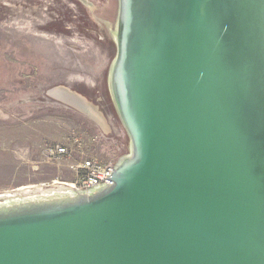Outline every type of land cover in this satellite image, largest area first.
I'll use <instances>...</instances> for the list:
<instances>
[{"label": "water", "instance_id": "1", "mask_svg": "<svg viewBox=\"0 0 264 264\" xmlns=\"http://www.w3.org/2000/svg\"><path fill=\"white\" fill-rule=\"evenodd\" d=\"M117 16L91 87L47 93L123 142L117 160L92 187L0 194V264H264V0H119Z\"/></svg>", "mask_w": 264, "mask_h": 264}, {"label": "rangeland", "instance_id": "2", "mask_svg": "<svg viewBox=\"0 0 264 264\" xmlns=\"http://www.w3.org/2000/svg\"><path fill=\"white\" fill-rule=\"evenodd\" d=\"M73 3L0 0V194L71 181L83 156L116 162L124 145L47 94L60 83L89 89L109 55L99 11L85 10V22ZM77 137L83 155L48 160L47 150H74Z\"/></svg>", "mask_w": 264, "mask_h": 264}, {"label": "built area", "instance_id": "3", "mask_svg": "<svg viewBox=\"0 0 264 264\" xmlns=\"http://www.w3.org/2000/svg\"><path fill=\"white\" fill-rule=\"evenodd\" d=\"M75 149L72 150L66 145L50 148L46 151V155L49 161H56L62 163L64 161H70L75 154L83 155L85 150V144L81 138L77 137L72 141ZM114 162H103L97 158H90L83 156L76 164L70 165V170L74 173V178L71 181H59L53 180L59 184H65L72 188L79 190L82 187H92L96 184L105 183L110 167ZM48 184V183H47ZM42 184V185H47Z\"/></svg>", "mask_w": 264, "mask_h": 264}, {"label": "flooded vegetation", "instance_id": "4", "mask_svg": "<svg viewBox=\"0 0 264 264\" xmlns=\"http://www.w3.org/2000/svg\"><path fill=\"white\" fill-rule=\"evenodd\" d=\"M70 1V0H68ZM71 2L73 3L74 6H76L80 12V17L82 16V20H84L85 22L88 21V17L86 15L85 10L90 9V11L92 13H95L96 11H98L99 6L96 3L95 0H71ZM116 17L114 19H111L110 21L108 20H101V23L104 27V34L101 35L99 37L100 41H103V44H106V46H109V48H112V52H113V58L112 61L115 59L117 53H118V47H117V43H116V26H117V22H118V11H119V0H116ZM84 31H87V29H85ZM105 46V45H104ZM109 70L107 71L106 75H105V86L102 92V96H104V105L106 106L108 111H111V113L115 116V119H119L118 113L115 110V106L113 104V100L112 97L110 95V89H109V85H108V79H107V75H108ZM81 92V91H80Z\"/></svg>", "mask_w": 264, "mask_h": 264}]
</instances>
